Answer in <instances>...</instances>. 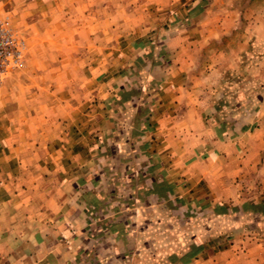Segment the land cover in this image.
Here are the masks:
<instances>
[{
    "label": "crops",
    "instance_id": "0c3cea01",
    "mask_svg": "<svg viewBox=\"0 0 264 264\" xmlns=\"http://www.w3.org/2000/svg\"><path fill=\"white\" fill-rule=\"evenodd\" d=\"M153 1L171 11L163 38L136 3L113 47L96 34L110 13L82 35L55 19L34 107L0 101V264H264V57L244 59L264 17L244 22L232 0ZM195 207L232 228L191 241L174 227Z\"/></svg>",
    "mask_w": 264,
    "mask_h": 264
},
{
    "label": "rangeland",
    "instance_id": "374dc122",
    "mask_svg": "<svg viewBox=\"0 0 264 264\" xmlns=\"http://www.w3.org/2000/svg\"><path fill=\"white\" fill-rule=\"evenodd\" d=\"M11 2L14 5L13 7L11 6ZM232 2L233 4L242 8L244 12L242 19L244 22L256 17H259L260 19L264 17V0H232ZM31 3L32 4L29 5V2H26V0L25 2L24 0H9L0 8V18H8L11 25L19 32L22 37L25 38L27 43L23 64L20 67L10 71L3 81L0 82V101L9 99L8 102L10 104V113H15L18 115L23 114L26 107H34L33 105H29L28 99L33 98V96L39 92L38 83L43 78V73H41L43 69H40V66L45 65L48 62L51 64L54 63V56L52 55L53 52L51 51V48L47 46V42L44 41V34L46 33V28L51 29L52 33L56 31L54 29L56 27V25H54V22H56L55 19L58 21L60 18H64V21L68 23L63 26L64 30L66 31L65 33H70L72 30L71 27L73 30L78 27L80 28L79 33L82 35V32H86V28L88 27V25L84 24V22H86V18L89 17L91 19L92 16L99 18L110 13V25L106 26L97 24L96 28L98 31L94 30L97 31L96 34H101L103 30L106 31L107 28V33L110 34L111 40L110 47H113L115 42L114 38L119 34L120 30L124 28L128 29L130 27L129 24H124V22L130 21L129 16L130 14L134 13L133 9L136 6L135 3L137 6H139V8H141L139 9L138 15L143 16V18L148 16L150 19H152L151 22H153L154 35L159 36V38H163L165 37L164 34L167 29H170L171 27L170 25L168 26L171 11L167 10L166 6L162 5L160 2H156L158 4L157 5L153 0H52V3L49 6L40 5L39 0H33ZM108 4L110 5V9L109 12H106V5ZM142 4L143 8L141 7ZM120 5L122 8L119 7ZM249 6H251V9H248ZM104 8L105 13H103ZM44 10L47 13V20L49 19V23H52L53 25L46 26L45 23H47V21L41 26L39 25V20L43 17L42 13ZM77 16L80 17L79 25H71L70 19H74ZM243 31H245V27L237 29L234 37L231 40L228 39L224 42L226 44H236L237 42H242L244 33ZM35 42L36 47L34 51L32 46ZM95 42L97 45L102 44V42L99 40H96ZM160 43L164 44L165 41H160ZM88 44L92 43L89 42ZM214 46H216V42H212L211 47ZM86 48L87 49H82L83 51L79 52V56L82 55L80 62L84 64L86 63L85 60L88 58L86 57V50L92 49V47ZM52 49L54 48L52 47ZM245 51H250V54L254 52L252 57L250 55L244 56L245 63H249V65L260 64V61L264 57V38L259 44L250 43L247 46V50L245 49ZM111 57L112 64H114L115 59L117 58L113 55ZM97 58L101 59L100 56L96 57L95 59ZM158 59L162 61L161 58ZM240 63L243 64L244 62ZM53 91L54 90L51 89L49 90V93H53ZM10 99L13 101H10ZM6 109H8L7 106H5L4 109L5 113L7 111ZM27 110L30 111L31 109ZM28 111L26 113H28ZM181 213L182 211L180 212L179 217L176 219L178 225L174 228H176L175 230L178 231L180 225L185 223L183 226L184 228H189L191 241H193L200 232L204 234V231H207L206 233L208 238H216L219 236L217 229L232 228L230 221L228 223H223L214 217L207 215L204 216L197 207L192 208V210H189L188 212L183 211V216Z\"/></svg>",
    "mask_w": 264,
    "mask_h": 264
},
{
    "label": "built area",
    "instance_id": "2783aa9c",
    "mask_svg": "<svg viewBox=\"0 0 264 264\" xmlns=\"http://www.w3.org/2000/svg\"><path fill=\"white\" fill-rule=\"evenodd\" d=\"M27 43L11 25L8 18H0V82L7 74L23 64Z\"/></svg>",
    "mask_w": 264,
    "mask_h": 264
}]
</instances>
